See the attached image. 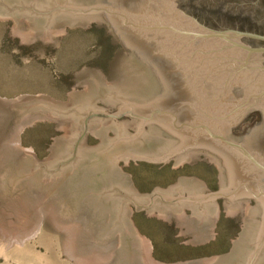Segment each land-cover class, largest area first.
I'll return each instance as SVG.
<instances>
[{
	"label": "rangeland",
	"instance_id": "obj_1",
	"mask_svg": "<svg viewBox=\"0 0 264 264\" xmlns=\"http://www.w3.org/2000/svg\"><path fill=\"white\" fill-rule=\"evenodd\" d=\"M107 2L113 4V0H0V96L14 98L25 94L41 95L56 103L42 99V102L37 100L32 106L26 107L22 103L15 109L3 107L2 117L5 115V118L1 120L0 139L5 144L7 137L13 133L15 123L20 125L21 120L26 118L30 121L24 123L25 127L21 131L22 144L33 149L37 159L42 161L50 158L51 166L67 158L72 160L58 172L46 174L43 179L48 180L47 184H52L56 178L74 174L82 176L78 173L79 169L94 167L95 170L98 164L86 150L98 145L99 138L112 142L118 135L134 133L139 125L138 121L130 118L117 121L104 117L91 118L87 122L86 140L83 139L79 145L77 158L73 160L74 143L84 125L80 113L89 110L115 112L126 103L150 104L162 95L161 83L154 74L155 68L147 67L123 48L101 15L74 16L58 11L37 22L34 18L38 15L20 9L22 6H33L45 10L57 5L84 8ZM180 4L186 6L183 0H180ZM166 7L170 8L171 4L167 2ZM8 8L14 9L10 11ZM148 14L157 15V11ZM152 18H161L162 21L170 19L173 22L179 19L173 15L170 18L164 12L162 16ZM194 47H187L193 51V57L188 63L182 62L179 72L185 75V72L193 70V66H198L197 71L193 72L195 75L190 76L195 88L192 105L200 106L204 115L195 112L194 106L189 104L188 107L193 110L194 121L199 119L201 123L210 124L213 131L223 134L227 132L226 121L208 118V115L215 111V115L227 118L226 113L240 102L248 101L247 104L256 106L257 101H264V73L257 70L264 67L259 66V60L253 58L245 61V55L235 54L218 41L200 46L202 51ZM172 49L177 50V47ZM213 50H225L227 53L217 54V57L204 54ZM221 56L226 58L223 60ZM212 66L218 68H212L209 72ZM201 67L204 68L201 70ZM221 68L223 73L218 72ZM207 82L216 90L209 95L206 87L208 93L204 94L205 99L201 101L198 92L195 95L196 87ZM260 84L263 88H260ZM216 104L220 107H216ZM245 122L227 133L231 140L240 138L239 144L243 146L240 133L248 126ZM262 130L263 127L257 125L248 132L261 136ZM193 133L190 134L191 139L197 142H190L189 145L193 146L188 145L184 153L179 150L182 144L179 139L149 125L145 126L141 139H134L136 142L120 138L119 141H124V145L115 150L110 148L109 151L107 147L108 157L105 160H109L108 170L112 169L109 172H112L113 182L105 184L109 181L108 177L98 178L95 191H99V186H108L105 196L98 195L99 200L106 199L108 206L110 201L117 210L118 200L122 199L123 222H127L126 218L131 221L143 241L148 242V245H141V264L193 261H197L194 264H217L202 259L219 255L225 257L219 262L223 264L235 254L233 251H237L239 257L242 255L239 263L236 259L235 264H245L247 253L259 240L256 231L262 227L263 211L254 196L242 190L245 197L236 196L235 201L221 197L212 203L202 202L203 206H199L193 198L206 192H233L238 184L230 183L223 157L213 152L210 145L195 139H210L208 134ZM61 135L66 138L60 144H55L53 140ZM129 153L137 156L128 157ZM3 155L5 153L2 154L5 160ZM253 155L260 156L264 161L260 150H254ZM110 156L113 160H110ZM164 156L165 159L159 161ZM110 161L117 162L125 177L111 167ZM3 163L0 165V175L6 164L13 168L16 166L13 157ZM29 172L32 173L31 170ZM127 176L133 191L126 182ZM262 181L264 184V178ZM49 187L45 192L35 189V193L26 188L20 191L10 188L0 194V264H107L113 241L96 238L97 226L92 220H86L88 215L83 213L87 211L83 210V218L77 219L79 212L65 211V203L57 201L58 194H48ZM155 190H160L162 199L174 201L173 204H165L156 196L152 205H148V196ZM83 192L79 190V200H85L83 195L86 194ZM134 192H137L138 197H135ZM43 195L50 197L42 201L40 197ZM130 195L138 199L141 205H146V209L134 207L128 199ZM18 200L23 203L19 204ZM192 207L197 209V217L200 218L199 214L201 217L206 216L201 227L195 226V221L192 225L187 220L189 226L184 223V216H192ZM5 221L11 223V231L6 228ZM210 221L212 225L209 226ZM88 225L92 227V232L87 229ZM211 226L213 230L209 231ZM16 233L20 235L15 237ZM118 235L127 240H131L130 236L137 238L130 230L127 234ZM119 238H115V245L123 237ZM99 256L100 259L96 260ZM261 257L264 261V254Z\"/></svg>",
	"mask_w": 264,
	"mask_h": 264
},
{
	"label": "water",
	"instance_id": "obj_2",
	"mask_svg": "<svg viewBox=\"0 0 264 264\" xmlns=\"http://www.w3.org/2000/svg\"><path fill=\"white\" fill-rule=\"evenodd\" d=\"M167 2L171 4L170 11H164L163 9H160L157 11V15H149L151 18V21H141L137 19H133L129 15V11L127 9H123L119 7V5L111 4L110 2H107L105 4H97L92 5L84 8H76L71 6H64V5H57L54 8H49L45 10L36 9L33 6H22L20 9H27L28 11L32 12L33 14L38 15V17L34 18V21H42L41 19H45L46 16H53L55 12L62 11L64 13H68L74 16H88V15H101L105 22L109 25L110 30L114 32V36L117 37L118 41L120 42L121 46L123 48H126L127 51L134 55L138 60L143 61L147 67L151 68L153 66L155 68L154 74L156 75V78L161 83V91L162 95L155 99L154 102L150 104H144V105H138L135 103H126V105L121 106L117 111L110 112V113H103L99 111H93L89 110L86 113H80L82 116V119H84V125L82 128V132L80 135H78L77 140L74 143V149H73V160L77 158V150L81 142L86 140L87 136V122L91 118H98V117H104V118H110L114 121L123 119V118H130L133 120L138 121V128L134 131L132 134L127 135H118L116 137V140L114 141H107V139L99 138V144L95 146H91V148H88L86 150L87 154L93 157L96 160V163L98 164L95 168V170L89 169V170H83L79 169L78 173L82 174V176H77L76 174L64 177L65 179L61 185H57L56 182L60 181L62 178H56L55 180H51L52 184L48 183L47 179H43V177L46 174H49L51 172H58L60 168L63 166H66L69 161L68 158L60 163H58L56 166H51L50 164V158H45L42 161L37 159V156L35 152L32 150L30 155H26L24 153V149L19 146L20 140L18 143L14 144L13 147V153L5 154L3 155L5 160L3 159L0 162V165L2 162L6 163L8 160H11V156L13 157V160L16 163L15 168L8 166L6 164L3 168V174L0 175V190L3 189L4 192L8 191L10 188H12V191L15 190H22V188L30 189L32 192H35V189H42L44 192L48 189L50 191L48 194L50 196L54 195L56 193V190L60 189L62 186H64V183L68 182L72 187H74L77 190L76 195L78 194L79 190H83L84 194L83 197H86L85 200H79L80 204L87 208L84 209L87 211L88 216H86V220L90 221L92 220L90 218V211L96 215V221L95 223L97 226V231L95 233V237L101 239L102 241H107L108 238H118L123 237L121 241L117 242V244H120V248L127 247V251L125 253V257H122L123 264H141V245L145 246L148 245L147 241H143L141 236L139 235L137 229H135L131 221H129L127 218V222H123L122 216L124 215V211L121 208V200H118V210L111 202L108 200L109 196H107V200L110 203V206H108L106 199L99 200L98 195H104L107 192L108 186L102 185L99 186V191H95L98 188V178L101 177H108L109 181L105 184H110V182H113L112 175H108V166L109 160L107 159V147L108 151L110 146H114L118 144L119 139L121 137L129 140L139 139L144 132V128L146 125L149 126H157L162 131L167 132L170 135H173L177 139L180 140V143H182L179 147V150L181 153H184L187 146L190 142L194 141L197 142V140L191 139L190 134L194 131L193 134H196L198 132L207 133L210 139H200L195 137V139H198V141H202L203 143H206L207 145H210L212 147L213 152L220 153V156L223 157V161L225 162L226 159H230V157L234 158V162L237 163L242 168V173L239 174L240 185L243 187L242 190L246 192L248 190L251 192L257 200H264V192H261V195H258L254 189H257L259 186L262 187L264 190V184H263V178H264V161L260 156L253 155L254 150H260L262 155L264 156V149H261V147L264 145V140L261 141H252L254 140L250 136H253L254 138L258 139L259 134L248 135L245 139H243V144L246 146H243L240 143L239 140H231L227 137V133L231 131L232 128L238 126V124L251 112L253 109H257L261 112L263 119H264V101H257L256 106H252V104H247V102H240L238 103L231 111L226 113V117H220L218 115H215V111L212 112V115H208V118H216L220 119L222 121H226V131L221 134L216 131H213L211 128V125H207L204 123H201L199 119H195L192 116L193 110L195 112H199L200 114L204 113L202 112V108L200 106L192 105V103L195 101V97L193 95L194 83L193 78L190 76H194V71H197L198 66H193L192 69L189 72H185V75L179 72L180 68L179 66L183 63H188L190 57H193V51H189L187 47L189 46H195L194 48L198 47L199 51L201 47L198 46L199 43H213L215 41H218L219 44L223 43L226 48L234 52L235 54L239 55H245V61H247L250 58H253L255 60H259V66H263L264 62V45H255L250 42L249 39L255 40L261 43H264V35L262 34H256L251 32H245L242 30H218V31H205L202 32V29H200L202 26H199L196 22V20L186 17L183 15V13L179 9V0H167L165 2V7ZM2 5H4L2 3ZM168 8V7H166ZM10 11L14 8H8ZM163 12L166 14V16L170 17L173 15L174 18H179L176 21H171L170 19L162 21L160 19L156 20L157 18H152L155 16H162ZM35 17V16H34ZM49 17V18H50ZM31 19V18H30ZM198 25V26H197ZM133 34L134 36L140 35L142 37H147L146 40H136L133 42V44L129 42H125L123 38V31ZM201 31V32H200ZM165 35L164 41L161 43L160 36ZM187 41V43H184ZM256 42V44L258 43ZM192 43H194L192 45ZM189 45V46H187ZM177 47V50H174L172 48ZM211 47V46H210ZM210 51V50H209ZM188 52V53H187ZM183 53H186L183 55ZM204 53V52H203ZM227 52L225 50H219V51H211L208 53H204L208 56L213 54L215 57H217V54L225 55ZM164 54V55H163ZM177 56V57H176ZM232 56V55H228ZM166 57L168 63L171 65L168 69L167 66H158L160 58ZM189 57V58H188ZM211 58V57H210ZM221 58L224 60L226 57ZM229 58V57H228ZM230 60V59H228ZM183 62V63H182ZM158 65H157V64ZM246 63V62H245ZM229 64V63H228ZM245 66H248L247 64H244ZM204 67H201L202 70ZM212 68H218V66H212L209 72L212 70ZM251 68V67H247ZM258 71H261L264 73V68L257 69ZM218 72H222V68L218 70ZM207 77V75H205ZM176 78H179V81H176ZM204 81V80H203ZM189 84H187V83ZM195 82V81H194ZM209 85V83H204L201 87H196L195 95L198 94L201 96L202 99H205L206 93V87ZM260 88H263L261 86ZM190 87V88H189ZM216 89V88H215ZM264 89V88H263ZM192 91V92H191ZM215 92V91H214ZM213 92V93H214ZM71 92V96H72ZM164 93V95H163ZM212 93V94H213ZM209 95H212L208 93ZM25 96V99L22 98L19 102H12L9 103V105H13V107H19L20 104H24L27 106H32L38 101H43L42 99H46L48 102L55 103L52 99H49L45 96H31V95H23ZM163 96H170L169 98H163ZM263 96V95H261ZM38 100V101H37ZM213 101L215 98L212 99ZM260 100V99H259ZM197 101V99H196ZM207 101V100H205ZM184 103V104H183ZM56 104V103H55ZM183 104L184 106H181ZM194 106L193 110L188 107V105ZM216 107H220V105L216 104ZM13 109V108H11ZM234 112V114H233ZM196 113V116L198 114ZM3 113H0L2 116ZM0 116V117H1ZM228 119V120H227ZM182 120L187 122H181ZM228 123V124H227ZM213 124V123H212ZM217 123H214L213 125H216ZM263 124V120H262ZM262 127V126H261ZM18 136L20 135V132H18ZM66 137L61 135L57 136L53 141L55 144H60L62 142V139H65ZM141 139V138H140ZM135 141V140H134ZM246 141L250 142L251 145H249ZM133 142V141H132ZM136 142V141H135ZM134 142V143H135ZM83 143V142H82ZM124 143V141H123ZM253 143V145H252ZM133 144V143H128ZM193 145H189L188 147H191ZM232 147L236 148L233 149ZM178 150V151H179ZM227 150L231 151L232 156L225 155L223 152H226ZM5 153V150L0 151V158L2 157V154ZM27 154L29 152H26ZM137 155L128 154V157H136ZM33 160H36L35 162H31L30 158ZM166 156L163 158H160L159 161H163ZM118 157H115L114 159H117ZM128 159V158H127ZM138 159V158H137ZM110 160H113V157L110 156ZM30 162V163H27ZM111 162V161H110ZM118 162V160H117ZM116 161L111 162V167L114 170H117L120 175H123L125 177V174L121 172V170L118 168V164ZM3 163V164H4ZM101 163V164H100ZM255 166L258 170H255L253 167ZM225 166V164H224ZM0 168H2L0 166ZM226 169V167H225ZM31 170L32 173L29 171ZM112 170V169H111ZM42 176V177H41ZM93 176V177H91ZM97 176V178H96ZM256 176H260L261 180L258 184V186L252 185V182L256 180ZM129 187L133 191V188L131 186V182L129 180V176H127ZM49 179H51L49 177ZM75 183L78 184L76 185ZM94 180V181H93ZM92 182V183H90ZM29 185H37L35 187H31ZM53 186V188H52ZM94 188V189H92ZM245 188V189H244ZM236 191L233 192H227L224 193L222 191L218 192H207L206 194H203L202 196L193 197L196 199L198 203L200 201L206 202H214L218 198H226L231 200L232 194L236 195ZM119 192V189H118ZM160 190H155L151 195H149V202L148 205H152V203L155 201L156 196L159 195ZM255 192V193H254ZM135 193V192H134ZM236 193V194H235ZM243 193V191H242ZM245 195V193H243ZM47 195L46 197H48ZM49 196V197H50ZM135 197H138L137 192L135 193ZM132 195L128 196V199L130 203L136 208H145L146 205H141L138 199H136ZM159 199V198H158ZM161 202L171 205L174 201L166 200L165 199H159ZM165 201V202H164ZM91 202V203H90ZM92 204L93 206H91ZM97 207V209H96ZM107 209L109 210L107 212ZM89 213V214H88ZM264 214V213H263ZM108 216V218H107ZM102 219V224H101ZM117 223H122L117 225ZM264 222V221H263ZM262 222V229L256 231L258 232L259 240L253 244L252 250L247 253L246 256V263L245 264H254L260 256L263 255L264 250V223ZM133 231L134 234L137 235L136 237L130 236L131 240H127L126 237L118 235V234H127L128 232ZM108 231V232H107ZM116 231L120 233H116ZM106 232V233H105ZM107 236V238H105ZM130 241V242H128ZM114 243L116 242L113 241ZM149 253V251H148ZM235 253L233 256L230 257L229 260L225 261L223 264H235L237 259V251H233ZM128 255V256H127ZM150 257V255L148 256ZM225 257L224 256H215L212 258L202 259L204 261H212V262H221ZM261 258V257H260ZM200 260V261H202ZM116 258L111 259L108 263L115 264ZM202 261V262H204ZM258 262V261H257ZM194 264L197 263V261L189 262V263H176V264Z\"/></svg>",
	"mask_w": 264,
	"mask_h": 264
},
{
	"label": "bare ground",
	"instance_id": "obj_3",
	"mask_svg": "<svg viewBox=\"0 0 264 264\" xmlns=\"http://www.w3.org/2000/svg\"><path fill=\"white\" fill-rule=\"evenodd\" d=\"M167 0H113V4L114 5H119V7H121V8H123V9H127L128 11H129V15H130V17H132L133 19H137V20H141V21H151V18L147 15L149 12H156V11H158V10H160V9H163L164 11H170L171 9L170 8H166L165 7V2H166ZM160 2V3H159ZM121 29V28H120ZM121 31H123L124 32V30L123 29H121ZM123 38H124V41L126 42H129V43H131V44H133V42L134 41H136V40H146L147 39V37L145 36V37H142V36H140V35H133V34H131V33H128V32H124L123 34ZM163 39H165V35H161L160 36V40H161V43L164 41ZM198 45H200V46H203V45H209V43H199ZM200 50H202V49H200ZM157 64V63H156ZM158 65V64H157ZM158 66H167V68L169 69L170 68V64L168 63V61H167V59H166V57H163V58H160V61H159V65ZM207 88H208V91L210 92V94H212L216 89H215V87L213 86L212 87V85L211 84H209L208 86H207ZM25 95H28V94H25ZM32 96V95H31ZM38 96H41V95H38ZM35 97H37V96H35ZM22 98H24L25 99V96H23V95H18V96H16V97H14V98H6V97H2V96H0V113H3L4 112V110H3V107H5V108H9V109H11V108H14L15 109V107H13L12 105H9V103H12V102H19ZM126 105V104H125ZM263 112H264V109H263ZM233 114H234V112H233ZM3 115V114H2ZM1 116V115H0ZM4 118H5V115L2 117H0V125H1V120H4ZM28 121H30L29 119H26V118H24L23 120H21V123H20V125L18 124V122L17 123H15V126H14V128L12 129L13 130V133H12V135H11V137L10 136H8L7 137V141H6V143L4 144L3 142H2V140L0 139V151L1 150H5V154H10L11 152L13 153V147H14V144H16V143H18V141L20 140V144H19V146L20 147H22L24 150V153L26 154V155H30L31 154V152H32V150H31V148H29V147H25L23 144H22V138H21V135H19L18 136V132H20V134H21V131L24 129V127H25V124L24 123H26V122H28ZM263 130H262V134H264V119H263ZM2 129H0V136H1V134H2ZM118 135V134H117ZM251 138H253L254 140H252L253 142L254 141H261V140H264V138L262 137V136H260V138H258V139H256V138H254L253 136H250ZM121 139H123V140H125V138H123V137H121ZM249 145H251V143L250 142H248V141H246ZM121 145H124V143H123V141H119L118 142V144H116V145H114V146H110V148H111V150H115V148L116 147H118V146H121ZM252 145H253V143H252ZM109 148V149H110ZM261 149H264V145L261 147ZM26 152H29L28 154L26 153ZM225 155L227 154L229 157L230 156H232V154H231V151L230 150H227L226 152H223ZM219 154H221V152L219 153ZM95 156V155H94ZM93 156V158H95ZM11 158H12V156H11ZM160 158V157H159ZM230 159L231 160H229V159H226L225 160V162H224V164H225V167H226V172H227V174H228V178H229V181H230V183L231 184H233V183H238L237 184V186H235V190H238V191H236V195H234V194H232V196L230 197L231 198V201H235V197L236 196H243V197H245V195L242 193V189H243V187L240 185L241 183H240V180L241 179H239V174L240 173H242V168L237 164V163H235L234 162V158L233 157H230ZM3 160V158L1 157L0 158V162ZM108 171H112L111 169H109ZM107 174L108 175H111L112 174V172H107ZM65 179H61L60 181H57L56 182V184L59 186V185H61L62 183H63V181H64ZM260 180H261V178H260V176L258 177V176H256V180L254 181V182H252V185H254V186H258V184L257 183H259L260 182ZM94 181V180H93ZM29 186H31L32 188L33 187H35V186H37V185H29ZM245 189V188H244ZM255 191H258L257 193H259L258 195H261L262 196V194H261V192H264V191H262L263 189H262V187L261 186H259L257 189H254ZM36 192V191H35ZM35 192H33V193H35ZM2 193H4V191H2V190H0V194H2ZM56 193L58 194V197H57V201L58 202H64L65 203V207H64V209H65V211H71V212H79V215H78V217H77V219H79V218H83V215H82V211L84 210V209H87V208H85V207H83L81 204H80V202H79V195L77 194L76 195V193H77V190L74 188V187H72L68 182H66V183H64V186H62L60 189H58V190H56ZM255 193V192H254ZM246 194H251V195H253L251 192H249L248 190H246ZM264 196V195H263ZM161 198H162V196H161ZM40 199L42 200V201H46L47 199H46V197H45V195H43V196H41L40 197ZM49 202V201H48ZM202 202H204V201H200V205L199 206H203V205H201V203ZM18 203H19V200H18ZM21 203H23V201H20V203L19 204H21ZM204 204V203H203ZM258 206L260 207V208H262V211H263V213H264V200L263 199H259L258 200ZM193 205H195V204H193ZM197 206V205H196ZM198 206V207H199ZM192 209H193V214H192V216L191 217H185L184 216V223H186V224H188V222H187V220L193 225V222L195 221V223L196 224H194L195 226H198V227H201L200 225H201V223L203 222V219L206 217V216H204V217H201V215L199 214V216H200V218L199 217H197L196 216V214H197V209L195 208V207H192ZM109 210L107 209V212H108ZM20 212V211H19ZM203 213L205 214V211L203 210ZM196 216V217H195ZM262 216V218H263V221H264V214H262L261 215ZM90 218L95 222V223H97V221H96V215L95 214H93L91 211H90ZM28 219H29V216H28ZM207 221H209V219H207ZM22 222H24V220L22 221ZM26 222V221H25ZM206 223V222H205ZM264 223V222H263ZM5 224H6V228L7 229H9L10 231L12 230L11 229V227H9V224H11L10 222H8V221H5ZM101 224H102V219H101ZM209 226L210 225H212V223H211V221L209 222V224H208ZM207 225V226H208ZM188 226H189V224H188ZM212 227L213 226H211V229L209 230V231H212L213 229H212ZM260 228L261 227H259V230H260ZM7 229H5V231L7 232L8 230ZM87 229L89 230V232H92L93 231V229H92V227L90 226V225H88L87 226ZM262 229V228H261ZM258 230V229H257ZM193 233V232H192ZM194 234V233H193ZM20 234L19 233H16L15 234V237H18ZM192 236V235H191ZM211 236V235H210ZM206 237V236H205ZM115 240V238H108V240L107 241H114ZM204 242H206V240L204 241ZM204 242H201V243H203L204 244ZM120 244H116L115 245V243L113 242V244H112V246H111V255H109V257H108V262L111 260V259H114V257L116 258V261H115V264H123V260H122V257H125V253H126V251L128 250L127 249V247H122V248H120ZM70 249H71V247H70ZM75 252V251H74ZM112 256V257H111ZM128 256V255H127ZM100 257L101 256H99L96 260H98V259H100ZM242 257V255H240V257H239V255L237 254V259H238V263H239V261H240V258ZM261 257V256H260ZM259 257V259L254 263V264H262L264 261H262V257L260 258ZM155 261V260H154ZM107 264H113V263H107ZM156 264H162V263H156ZM190 264H192V263H190ZM237 264V263H236Z\"/></svg>",
	"mask_w": 264,
	"mask_h": 264
},
{
	"label": "flooded vegetation",
	"instance_id": "obj_4",
	"mask_svg": "<svg viewBox=\"0 0 264 264\" xmlns=\"http://www.w3.org/2000/svg\"><path fill=\"white\" fill-rule=\"evenodd\" d=\"M183 2L186 6L181 5L179 0V9H181V12L184 10L182 12L184 16L196 20L198 22L197 24L202 26L200 28L202 32L213 30H242L264 35V0H183ZM249 40L252 44L264 45V43ZM256 42L258 43L256 44ZM262 120L263 116L259 110H251L239 123L240 125L246 121L245 124L248 125L240 133L242 140L251 134L248 131L252 127L257 125L263 127ZM153 127L158 128L157 126ZM261 136L264 138V134H261ZM236 140L240 141L241 139L238 138ZM176 169L178 170L179 168ZM256 202L258 203V200Z\"/></svg>",
	"mask_w": 264,
	"mask_h": 264
}]
</instances>
